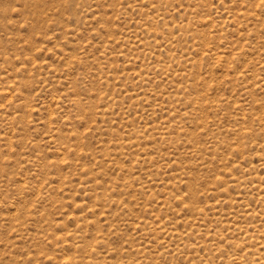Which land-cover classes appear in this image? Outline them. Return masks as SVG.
<instances>
[{"label":"rangeland","instance_id":"1","mask_svg":"<svg viewBox=\"0 0 264 264\" xmlns=\"http://www.w3.org/2000/svg\"><path fill=\"white\" fill-rule=\"evenodd\" d=\"M0 264H264V0H0Z\"/></svg>","mask_w":264,"mask_h":264}]
</instances>
